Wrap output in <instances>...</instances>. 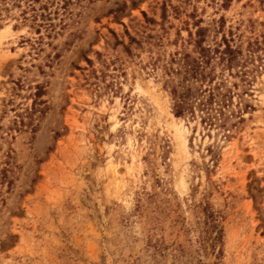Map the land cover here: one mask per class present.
I'll list each match as a JSON object with an SVG mask.
<instances>
[{
    "label": "rangeland",
    "instance_id": "obj_1",
    "mask_svg": "<svg viewBox=\"0 0 264 264\" xmlns=\"http://www.w3.org/2000/svg\"><path fill=\"white\" fill-rule=\"evenodd\" d=\"M199 28L247 63L176 118ZM3 168L0 264H264V0L0 1Z\"/></svg>",
    "mask_w": 264,
    "mask_h": 264
},
{
    "label": "trees",
    "instance_id": "obj_2",
    "mask_svg": "<svg viewBox=\"0 0 264 264\" xmlns=\"http://www.w3.org/2000/svg\"><path fill=\"white\" fill-rule=\"evenodd\" d=\"M204 31L205 29L199 28L194 36L189 32V44L193 46L192 53L185 50L176 52L170 56V60L165 66L166 74L169 77L173 76L174 79L176 76L179 77L175 82L166 81L173 102L172 111L176 118H182L185 114L194 116L195 107L207 110L211 100L215 97V91L220 89L222 84L214 82L217 78L216 65L222 64L223 68L231 71L235 67L243 68L247 63V58L242 60L241 47L233 45L234 40L231 35L223 34L220 41L211 47L205 44ZM258 44L255 42L254 45L258 47ZM252 45L248 43L249 47ZM248 59L252 60L251 55ZM245 75L246 72L241 73V77ZM7 172L6 168L0 169L2 182L8 179ZM7 184H11V181H8ZM205 212L208 214L206 219L208 229H216V224L212 220L213 212H208V210ZM209 215L212 218L209 219ZM215 233L217 236L212 239L217 242L222 237L219 230Z\"/></svg>",
    "mask_w": 264,
    "mask_h": 264
}]
</instances>
